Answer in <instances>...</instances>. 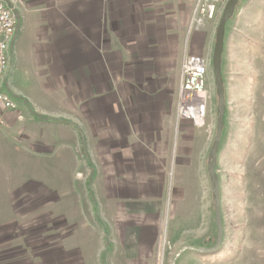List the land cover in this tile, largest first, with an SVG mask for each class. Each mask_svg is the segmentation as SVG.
Listing matches in <instances>:
<instances>
[{
  "label": "crops",
  "instance_id": "obj_1",
  "mask_svg": "<svg viewBox=\"0 0 264 264\" xmlns=\"http://www.w3.org/2000/svg\"><path fill=\"white\" fill-rule=\"evenodd\" d=\"M12 1L18 25L7 51L9 67L2 90L12 96L16 108L6 112L5 124L0 128V190L13 197L11 203L19 197L16 202L27 212L31 211L30 196L38 197L33 203L35 208L46 211L47 204L66 197L69 206L74 205L72 192H76L87 210L102 213L101 223L113 234L110 239L123 245L128 258L136 264H152L155 239L151 229L158 217L156 198L163 194L166 153L173 146L171 132L167 125L143 130L137 117L140 109L129 108L128 114L126 108H119L117 142L123 155L114 156L115 152L109 151L110 155L102 157L100 171L96 170L88 153V144L92 145L94 140L89 107L92 64H98L104 83L112 74L136 91L145 74L149 78L159 77L151 69L152 61L145 60L152 52L157 58L163 48L175 47L177 62L172 63L170 70H177L180 47H204L199 41L203 34L213 36L222 9L207 22L206 31L187 34L194 0ZM188 38L191 43L187 45ZM173 52L165 49L166 62ZM155 60L158 68L161 64ZM169 74L175 77L174 73ZM109 94L102 101L106 105ZM127 95L131 97L128 90ZM133 99L138 100L135 95ZM42 100L55 109H46ZM144 152L151 155L143 157ZM52 163L57 167H41ZM67 170L75 171L74 182L63 173ZM51 171L59 172V177L53 176V181L60 185L58 189L41 180V174ZM158 172L163 178L158 177ZM81 185H86V196L89 188L93 190L97 197L94 203L82 197ZM59 220L51 224L54 232L45 236L46 240H54L55 246L46 262L42 255L38 261L34 256V261L29 262V252L24 254L20 248L11 247L0 253V264H78L72 248L65 247L75 223L66 217ZM63 227L68 230L64 235ZM13 229L2 230L0 242L7 241L11 235L4 233ZM20 257H28L29 261L19 263Z\"/></svg>",
  "mask_w": 264,
  "mask_h": 264
},
{
  "label": "rangeland",
  "instance_id": "obj_2",
  "mask_svg": "<svg viewBox=\"0 0 264 264\" xmlns=\"http://www.w3.org/2000/svg\"><path fill=\"white\" fill-rule=\"evenodd\" d=\"M207 26L208 23L195 31H206ZM209 37L203 34L200 39L199 43L203 42L204 47H180L177 70H170L172 63L177 62L175 47H165L168 51L174 50L172 59L167 62L163 57L164 48L157 58L152 52L145 60L152 61L151 69L153 73L158 72L159 77L149 78V74H145L143 80L136 83V91L134 86L130 88L125 84L131 97L119 80L121 77L118 79L111 74L110 80L104 83L99 76L98 64L96 61L92 64L89 107L93 114L94 140L92 145L88 144V153L96 170L100 171L102 157L105 159L110 155L109 151L115 152L114 156L123 155L117 142L119 108H126L127 113L129 108L140 109L137 117L143 130L167 125L171 132L173 146L166 153L168 162L164 166L163 194L156 198L158 217L151 229L155 239L152 264H264V0H237L233 14L224 26L221 76L225 108L214 167L218 179L222 238L216 247L213 199L206 168L216 127L217 98L211 63L215 32ZM190 43L188 38L187 45ZM192 55L207 61L204 109L198 122L179 115V107L183 104L181 66ZM155 59L160 61L158 68ZM164 71L167 75L163 76ZM173 77L176 79L171 80ZM108 94L110 99L106 105L102 101ZM134 95L138 100L134 101ZM41 104L46 109H55L44 100ZM80 151L83 153L82 147ZM148 155L150 152L143 153V157ZM41 167L55 168L57 165L52 163ZM74 172L63 171L72 182ZM58 173L41 174L44 176L41 180L58 189L59 183L53 181V176L59 177ZM160 175L162 173L158 172V177L163 178ZM95 177L94 174L93 187L96 190ZM85 187L81 185L82 197L94 203L97 197L93 190L92 198L88 193L86 196ZM76 194L72 192L74 205L69 206L66 197L61 202L47 204L46 211L35 208L33 203L38 197L30 196L31 211L27 212L22 211V206L16 202L19 197L11 203L13 197L0 190V232L14 227L11 233H4L11 237L0 242V253L18 247L20 252L30 253V261L28 257H20L19 263L34 261V256L38 261L41 255L44 261L47 260L54 253L55 246L52 245L54 240H46L45 236L54 232L51 224L55 220L66 217L76 227L74 224L73 230L69 231L71 235H67L69 245L65 246L66 242L63 245L72 248L78 264H136L133 258H128L123 245L121 247L110 239L113 234L101 223L102 213L87 210L81 196ZM89 220L93 222L85 223ZM65 228L63 235L68 232Z\"/></svg>",
  "mask_w": 264,
  "mask_h": 264
},
{
  "label": "built area",
  "instance_id": "obj_3",
  "mask_svg": "<svg viewBox=\"0 0 264 264\" xmlns=\"http://www.w3.org/2000/svg\"><path fill=\"white\" fill-rule=\"evenodd\" d=\"M228 1L194 0L187 24V34L200 29L208 21L213 20L218 9L223 10ZM12 2V0H0V128L5 124L4 115L6 112L16 108L12 96L2 90L4 75L9 67L7 51L13 43L18 25V17L14 11ZM206 71L207 62L200 56H190L182 64L181 103L183 104L179 107V115L181 117H190L184 114V108L196 104L199 101L198 96L200 94L204 96V77ZM184 79H186V83H183Z\"/></svg>",
  "mask_w": 264,
  "mask_h": 264
},
{
  "label": "water",
  "instance_id": "obj_4",
  "mask_svg": "<svg viewBox=\"0 0 264 264\" xmlns=\"http://www.w3.org/2000/svg\"><path fill=\"white\" fill-rule=\"evenodd\" d=\"M237 0H229L228 3L224 6L222 13L220 15L216 31H215V39L214 46L212 51V71L215 78V93L217 98L216 103V127L215 134L213 137V141L208 151L207 155V173L209 176L211 195L213 199V209H214V223L216 226V242L215 246H218L219 242L222 238V222L220 215V198L218 191V179L214 170L216 159H217V147L220 140V135L223 127V115L225 108L224 101V84L221 76V51L223 46V32L224 26L227 19L233 14L234 7L236 5ZM213 248V247H212ZM180 252H178L179 254Z\"/></svg>",
  "mask_w": 264,
  "mask_h": 264
},
{
  "label": "bare ground",
  "instance_id": "obj_5",
  "mask_svg": "<svg viewBox=\"0 0 264 264\" xmlns=\"http://www.w3.org/2000/svg\"><path fill=\"white\" fill-rule=\"evenodd\" d=\"M198 97H199V101L196 104L189 105L184 108V111H185L184 114L192 117L194 121H197V122L202 119L203 109H204L203 94H200Z\"/></svg>",
  "mask_w": 264,
  "mask_h": 264
},
{
  "label": "trees",
  "instance_id": "obj_6",
  "mask_svg": "<svg viewBox=\"0 0 264 264\" xmlns=\"http://www.w3.org/2000/svg\"><path fill=\"white\" fill-rule=\"evenodd\" d=\"M88 192H89L90 197L92 198V193H91L90 188L88 189Z\"/></svg>",
  "mask_w": 264,
  "mask_h": 264
}]
</instances>
